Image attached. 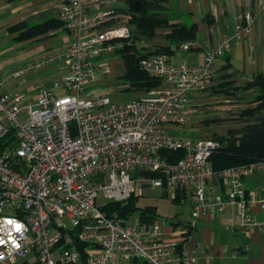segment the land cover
<instances>
[{
  "label": "built area",
  "instance_id": "built-area-1",
  "mask_svg": "<svg viewBox=\"0 0 264 264\" xmlns=\"http://www.w3.org/2000/svg\"><path fill=\"white\" fill-rule=\"evenodd\" d=\"M114 2L61 0L67 45L0 76V264L30 255L35 264H197L198 256L181 245L183 235L228 207L234 217L225 218L226 230L264 229L252 213L264 209V194L243 181L264 168V159L214 170L217 140L184 139L164 128L186 122L192 94L214 77L215 59L250 36L264 0H248L233 33L207 43L200 63H173L164 53L141 58V69L162 84L119 103L107 89H87L131 35L126 22L104 24L116 12ZM55 62L63 69L34 100L4 89L6 80ZM178 150L179 158L161 154ZM146 187L162 189L177 204L189 201L180 238L164 239L159 221L96 205L99 193L107 203L126 202Z\"/></svg>",
  "mask_w": 264,
  "mask_h": 264
},
{
  "label": "crops",
  "instance_id": "crops-1",
  "mask_svg": "<svg viewBox=\"0 0 264 264\" xmlns=\"http://www.w3.org/2000/svg\"><path fill=\"white\" fill-rule=\"evenodd\" d=\"M123 1L115 0L114 6L123 7ZM60 2L61 0H0V31L4 30L13 37L16 33H11L8 29L15 23L24 20L28 23H37L46 18L57 17ZM249 5L248 0H167L166 12L172 21L197 26L196 38L188 49L193 52L189 54L186 52L173 63L202 62L204 46L207 43L215 44L222 36L231 35L235 15L246 10ZM255 13V22L250 36L242 38L237 45L224 50L215 59L213 78L230 74L228 80H233V85L239 86L257 73H264V8ZM62 32L65 33L63 39L59 37ZM165 32V30H160L157 33L162 35ZM59 39H62V42L55 49L47 43V40L54 42ZM158 40L160 41L158 44L165 43L163 39L158 38ZM41 41L44 50L40 54H48L64 48L69 41V35L65 29L58 28ZM56 63L59 62L54 64ZM54 68V66L51 67V69ZM227 78L228 76H225V79ZM206 85L211 88L212 83L206 82L204 87ZM5 90L18 91L14 88ZM207 94L212 95V89L196 91L190 99L193 102ZM243 181L248 189H257L264 194V168L253 171L245 176ZM162 195L165 196L163 193ZM131 213L134 215V212ZM252 213L257 221L264 220V209L254 208ZM233 214L234 209L228 207L215 220L216 222L204 220L197 222L195 229L184 243L185 248L192 250L198 256L197 264H264V229L247 234L236 229L228 231L220 222L224 223L225 218ZM189 219L190 210L185 219H178L176 222L183 223ZM171 225L172 227L162 230L163 237L180 238L178 229L176 230L174 224L171 223ZM245 245L248 246L247 250H244ZM27 263L28 260L25 259L24 264Z\"/></svg>",
  "mask_w": 264,
  "mask_h": 264
},
{
  "label": "trees",
  "instance_id": "trees-1",
  "mask_svg": "<svg viewBox=\"0 0 264 264\" xmlns=\"http://www.w3.org/2000/svg\"><path fill=\"white\" fill-rule=\"evenodd\" d=\"M166 2L167 0H124L123 7L115 6V14L104 22V24L126 22L130 26V37L123 39L115 50L124 65V73L120 78L122 84H128V87L125 88L127 91L141 94L162 84L161 78L150 75L141 69L139 65L141 58L153 53L172 55L180 49L183 42L196 38V24L185 25L172 21L166 12ZM63 24V20L57 16L46 18L37 23L20 21L10 26L8 30L11 33H16L12 38L14 40L36 41L48 37L50 32L58 28L65 29ZM160 30L166 32L159 35L157 32ZM158 38L163 39L165 43L158 44ZM143 42L148 46L139 47ZM225 76L228 78L225 79ZM229 77L230 74L219 76L214 86L215 89L235 96H237L235 92L251 91L252 95L246 105L238 108L237 113H231V118L242 123L241 126L226 129L223 134L219 135L212 133L209 137L219 143L210 157L214 170L264 159V73H257L239 86H234L233 80H228ZM237 98L239 97L237 96ZM201 137H203L201 133H197L192 135L191 139ZM161 154L179 158L182 152L180 150L161 151ZM156 175V172L152 173V176ZM137 197L136 194H132L126 202H109L103 206V210L107 213L111 211L134 212L137 209ZM140 217L142 220L152 223L156 219L155 206L141 207ZM172 224L177 226L182 223L172 222ZM186 240L187 234H184L181 245H184Z\"/></svg>",
  "mask_w": 264,
  "mask_h": 264
},
{
  "label": "rangeland",
  "instance_id": "rangeland-1",
  "mask_svg": "<svg viewBox=\"0 0 264 264\" xmlns=\"http://www.w3.org/2000/svg\"><path fill=\"white\" fill-rule=\"evenodd\" d=\"M59 37L63 39L65 33H60ZM12 38L11 34L4 30L0 31V76H8L11 72L18 69V67L32 62L43 55V53L40 54L44 50L41 40L17 41ZM62 39L55 40L54 42L47 40V43L55 49L58 47V44L62 42ZM186 52L189 54L193 51L178 49L175 53L170 55L171 62L175 60L178 61L179 57L186 54ZM105 65L107 71L105 73H99L96 80L87 85V89H107L113 103L127 101L139 95L137 92L127 91L124 87L119 86L122 84V79L120 77L124 73V65L121 57L112 55L107 62H105ZM53 66L55 68L51 69ZM61 69H63L62 62L32 69L23 76L8 79L5 82V89H17L31 100H34L38 89L41 87H49L53 79L58 77ZM209 83H212L213 87L211 86L210 88L209 85H206L203 90L212 89V95L209 96V94H207L201 96L193 102L190 99V104H188L187 107L186 122L184 124H165L164 128L168 132L174 133L176 136L184 139H189L192 135L201 133L203 136L201 139H204L209 138L212 133L218 135L223 134L226 129L242 125V123L236 122L231 118V113H237L239 107L246 105L251 98L252 92H237V96L239 97L237 98L235 95H229L230 93L225 94L221 91H217L214 87L217 83V78L211 79ZM204 122L207 123L205 124ZM162 193L163 190L156 187H146L142 190V194L137 192V209L134 211V215L138 216L141 207L145 205L155 206V221L162 223L161 231L166 227H172V222H176L178 219H185L187 217V212L190 210V203L188 200L183 204H177L163 196ZM106 203L107 201L103 198L102 194L99 193L96 199V205L104 206ZM220 223L224 225L223 222ZM180 225L181 224L175 226L176 230L180 229ZM175 236L176 235H174V237ZM166 238L171 239L170 237ZM172 239H177V237ZM26 260H28L27 264H35L32 255L27 256ZM13 264H24V260H20Z\"/></svg>",
  "mask_w": 264,
  "mask_h": 264
},
{
  "label": "clouds",
  "instance_id": "clouds-1",
  "mask_svg": "<svg viewBox=\"0 0 264 264\" xmlns=\"http://www.w3.org/2000/svg\"><path fill=\"white\" fill-rule=\"evenodd\" d=\"M18 227H19V225H18Z\"/></svg>",
  "mask_w": 264,
  "mask_h": 264
}]
</instances>
